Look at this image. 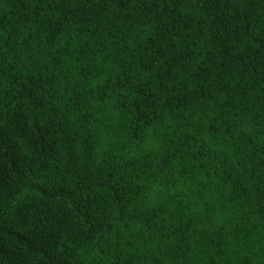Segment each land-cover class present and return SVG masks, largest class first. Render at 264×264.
<instances>
[{"label":"trees","instance_id":"16d2710c","mask_svg":"<svg viewBox=\"0 0 264 264\" xmlns=\"http://www.w3.org/2000/svg\"><path fill=\"white\" fill-rule=\"evenodd\" d=\"M0 264H264V0H0Z\"/></svg>","mask_w":264,"mask_h":264}]
</instances>
